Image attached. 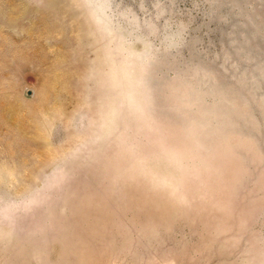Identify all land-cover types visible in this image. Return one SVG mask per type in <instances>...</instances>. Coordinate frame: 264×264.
<instances>
[{"label":"rangeland","instance_id":"rangeland-1","mask_svg":"<svg viewBox=\"0 0 264 264\" xmlns=\"http://www.w3.org/2000/svg\"><path fill=\"white\" fill-rule=\"evenodd\" d=\"M0 264H264V0H0Z\"/></svg>","mask_w":264,"mask_h":264}]
</instances>
